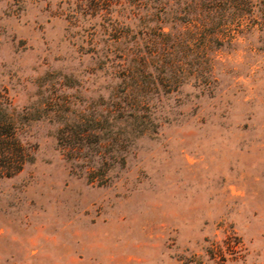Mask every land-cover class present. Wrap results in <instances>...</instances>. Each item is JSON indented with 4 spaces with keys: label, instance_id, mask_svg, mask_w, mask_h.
<instances>
[{
    "label": "rangeland",
    "instance_id": "374dc122",
    "mask_svg": "<svg viewBox=\"0 0 264 264\" xmlns=\"http://www.w3.org/2000/svg\"><path fill=\"white\" fill-rule=\"evenodd\" d=\"M11 129L0 264H264V0H0Z\"/></svg>",
    "mask_w": 264,
    "mask_h": 264
},
{
    "label": "trees",
    "instance_id": "16d2710c",
    "mask_svg": "<svg viewBox=\"0 0 264 264\" xmlns=\"http://www.w3.org/2000/svg\"><path fill=\"white\" fill-rule=\"evenodd\" d=\"M99 1L101 0H96V2L99 3ZM207 2L208 6H214V3L216 2V0H204ZM111 4V3H110ZM110 4H108L107 6L110 7ZM197 5V6H196ZM196 7L198 8V3H196ZM96 7L98 9H103V7H101V5L97 4ZM167 2H164L161 3V12L162 14H164L167 10ZM185 10V9H183ZM212 12V9H210V13ZM187 23L189 22H192V21H187ZM164 27L163 26H159L157 27V31L159 32L158 34L160 36H162L161 38V42H156L155 41V37L151 38V41L150 44L151 47H152V53H156L155 52V46L156 44L158 43H163V41L166 40V37L169 35V32H165L163 31ZM123 39V40H122ZM126 34L121 30L120 31V36L118 38H116V41H119V42H123L125 43L126 42ZM143 39H140V42L142 41ZM154 48V50H153ZM136 50H139V43L138 45H136ZM142 56V54H141ZM139 60H142V59H139ZM126 61V60H125ZM143 61V66L146 65L145 61L146 60H142ZM137 63L138 60H137ZM142 63V62H141ZM124 77H128V78H133V74H131V71H132V68L133 67V63H131L130 61L128 62V64H124ZM130 73V74H129ZM23 153L21 151V148H20V145L19 143L17 142L16 140V137H15V133L13 132V129H11V131H9L8 133H2L0 131V163L2 162H5V164L3 165L0 164V177L2 176H12L14 174H16L19 170H21L22 168V165H23Z\"/></svg>",
    "mask_w": 264,
    "mask_h": 264
}]
</instances>
